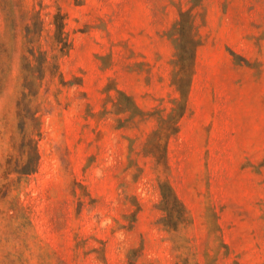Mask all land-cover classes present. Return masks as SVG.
<instances>
[{
	"label": "rangeland",
	"instance_id": "1",
	"mask_svg": "<svg viewBox=\"0 0 264 264\" xmlns=\"http://www.w3.org/2000/svg\"><path fill=\"white\" fill-rule=\"evenodd\" d=\"M262 142L264 0H0V264H264Z\"/></svg>",
	"mask_w": 264,
	"mask_h": 264
},
{
	"label": "trees",
	"instance_id": "2",
	"mask_svg": "<svg viewBox=\"0 0 264 264\" xmlns=\"http://www.w3.org/2000/svg\"><path fill=\"white\" fill-rule=\"evenodd\" d=\"M180 16H183V13L180 14ZM178 27L180 26V24L178 23L177 25ZM62 31V25L61 23H56V34L60 35ZM31 54V53H30ZM193 58V56L191 57V59ZM28 86V83H24V92L22 94V99L20 100V102H18V110H19V119H20V131L23 133L25 130V122L24 120L27 118L25 116V114H23V112H25V109L27 108V104H26V97L30 94V89ZM28 91V92H27ZM179 94L182 98V101L186 99L187 96V91L186 92H182L179 91ZM31 116V115H30ZM32 117L34 118V120H36V117L34 115V113L32 114ZM32 142V141H31ZM33 154L32 155H26V161L24 166L22 167L21 171H19V174H31L33 172H35V168L37 165V152H36V146L33 145ZM161 193H162V200L164 201V203H166V205L168 206L169 203L173 206H177L179 205V207L182 209V205L179 202V200L177 199V197L175 196V194L173 193L172 189L169 186L166 187H162L161 188ZM165 211L168 213V216L171 217V213L172 210L170 209H165Z\"/></svg>",
	"mask_w": 264,
	"mask_h": 264
},
{
	"label": "crops",
	"instance_id": "3",
	"mask_svg": "<svg viewBox=\"0 0 264 264\" xmlns=\"http://www.w3.org/2000/svg\"><path fill=\"white\" fill-rule=\"evenodd\" d=\"M224 60H225V64H226V67H227V69H228V72H229V76H231L232 74H234L235 73V70L237 69V68H235V66H234V64L230 61V59H229V57L226 55H224ZM196 67V71H201L200 70V67H199V65H196L195 66ZM201 80V79H200ZM200 80H199V82L198 81H196L195 80V78H194V83L192 84V89H193V86H194V88H199V89H201V83H200ZM193 97H194V94L193 93H191V91H190V93H189V95H188V104H187V106L189 107V106H191L192 105V103H193ZM183 118H185V115H184V117ZM182 118V119H183ZM185 120V119H184ZM259 147H260V149L261 150H263L264 151V143L262 142L260 145H259Z\"/></svg>",
	"mask_w": 264,
	"mask_h": 264
}]
</instances>
